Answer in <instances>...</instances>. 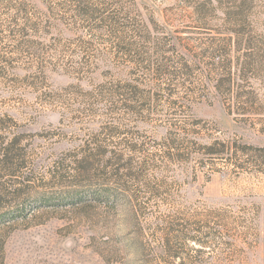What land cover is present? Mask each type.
I'll use <instances>...</instances> for the list:
<instances>
[{"label": "rangeland", "instance_id": "374dc122", "mask_svg": "<svg viewBox=\"0 0 264 264\" xmlns=\"http://www.w3.org/2000/svg\"><path fill=\"white\" fill-rule=\"evenodd\" d=\"M188 1L0 0L3 264H264V0L231 90Z\"/></svg>", "mask_w": 264, "mask_h": 264}, {"label": "trees", "instance_id": "16d2710c", "mask_svg": "<svg viewBox=\"0 0 264 264\" xmlns=\"http://www.w3.org/2000/svg\"><path fill=\"white\" fill-rule=\"evenodd\" d=\"M253 1L254 0H205L204 2L198 4H196V2L188 1L189 7L193 8L194 15L197 16V19L199 21H208L206 20L207 18L211 19L212 21L214 19H221L222 21L220 28H218V33L222 35L220 36V38H217V41L223 42V44L214 46L217 41H215L216 39H212L209 47L205 49L203 53L206 55H210L212 59L218 56L219 62H217V64L219 65V68H221L222 71L224 70V73H226L224 77L218 79L216 84L217 90H220L223 87L227 88L228 90L233 89L235 83L234 76L236 73L232 70L233 60L230 57L229 49L232 45H238L241 47L244 46L243 41L236 43L234 42V38L235 36H245L247 34V30L251 28L249 19L252 14L251 10H253L254 7ZM87 12L89 13V10ZM118 23L119 22L115 18H109L108 26L116 28V25ZM142 27L146 30H149L148 26L145 25V23L142 24ZM146 30H134L136 31L135 35L141 38H149L151 35ZM144 31L146 32V36H143L142 34V32ZM125 36L126 34H124V32H122V34L118 36L121 39L120 48L125 51H129L136 43L130 41L126 42ZM184 67L187 69L188 65L186 64ZM161 69V67H158L157 71L161 72ZM21 144V135L13 137L10 142L0 144V152L2 155L0 158V165L5 167L13 164V162L19 157L18 152L20 151ZM209 149L211 151L214 150L213 145L209 146ZM89 160L90 157L87 156L82 158V160L78 162V165L75 168L76 172L78 173L82 171L84 163L88 162ZM104 190L109 191L108 186H106ZM4 217H6L4 212L0 213V223L6 221ZM4 246L5 241L3 240V236H1L0 234V264L4 263Z\"/></svg>", "mask_w": 264, "mask_h": 264}]
</instances>
